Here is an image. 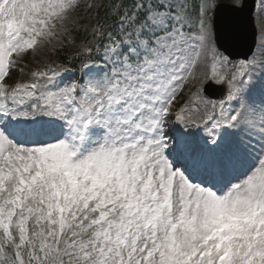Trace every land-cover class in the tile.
<instances>
[{
  "label": "snow or ice",
  "instance_id": "6c2138e0",
  "mask_svg": "<svg viewBox=\"0 0 264 264\" xmlns=\"http://www.w3.org/2000/svg\"><path fill=\"white\" fill-rule=\"evenodd\" d=\"M228 6L113 5L115 31L94 29L102 67L10 87L81 0H0V264H264V99L249 89L255 60L216 47L210 13ZM207 79L226 97L205 100ZM186 88L174 123L206 125L203 146L168 131Z\"/></svg>",
  "mask_w": 264,
  "mask_h": 264
},
{
  "label": "rangeland",
  "instance_id": "374dc122",
  "mask_svg": "<svg viewBox=\"0 0 264 264\" xmlns=\"http://www.w3.org/2000/svg\"><path fill=\"white\" fill-rule=\"evenodd\" d=\"M101 0H81V8L78 9L73 14V20L70 22L68 26V32L64 36H60L56 39H53L51 43L46 44L43 48L39 49L35 54H32V57L30 58L31 63V69L21 70V78L23 81L29 82L32 79V73L33 72H39L37 69L41 66V61H45L47 59V53L50 51V49L54 48H60L62 46H67L70 48H80L83 45V36L81 33H79L81 30H88L92 31V21H93V3H98ZM200 3V0H196L195 4H192L193 8L197 4ZM91 4L92 7L88 8L86 5ZM213 13H210L212 16ZM255 20H256V26L259 31V39H258V46L255 50V54L251 57V60H255V67L253 71L251 72V81L249 85V89L252 92V98L255 100L256 107H260L261 100L264 99L261 95V90L264 89V3H262V0H258L257 4V10L255 12ZM25 60V57L23 58ZM92 65V64H90ZM98 67H102L103 64H94ZM231 67V65H230ZM60 77L63 78V76L60 74ZM210 79H207L204 81L203 89H202V95L207 101H212L209 97H207L204 94V86L206 83H208ZM190 95V91L186 88L182 94L178 96V99L176 102H174L173 105V111L171 114V118L168 121V131L169 132H175V130H178L180 133L181 131L184 132L186 130H190L189 137H191L189 140L195 145V146H203L204 142L208 140L207 137V126L201 125L199 128L193 127L191 129H186L182 125H177L174 123L175 120V112L179 110L180 107H182L184 104L188 102V98ZM213 102V101H212ZM235 106V103L234 105ZM218 111V109H217ZM221 135L225 134V130L221 129L219 130ZM235 130H229V132H232ZM186 136V135H185ZM187 137V136H186ZM208 146L211 147L210 141L208 142Z\"/></svg>",
  "mask_w": 264,
  "mask_h": 264
},
{
  "label": "trees",
  "instance_id": "16d2710c",
  "mask_svg": "<svg viewBox=\"0 0 264 264\" xmlns=\"http://www.w3.org/2000/svg\"><path fill=\"white\" fill-rule=\"evenodd\" d=\"M122 2L130 3L132 0H101L98 5L93 3V30H81L79 32L84 38L83 45L77 49L67 46L50 49L47 53V59L45 61H41V70L45 71L47 69L55 68L69 73V79L76 78L80 80L82 78L81 71L83 64L85 62L89 63L93 61H100L103 45L107 43L106 37L96 35L94 29L99 24L104 26L105 31H115V24L117 21L113 14V5ZM218 2L230 3L231 0H218ZM85 47H90L93 51L91 53H86L83 50ZM96 49H99V51H96ZM31 57V53L25 56V62H28L29 66H31V64H29ZM22 63L23 61L21 60L16 68L10 72L6 83L14 85L17 83H23V81L18 78V66Z\"/></svg>",
  "mask_w": 264,
  "mask_h": 264
},
{
  "label": "water",
  "instance_id": "95a60500",
  "mask_svg": "<svg viewBox=\"0 0 264 264\" xmlns=\"http://www.w3.org/2000/svg\"><path fill=\"white\" fill-rule=\"evenodd\" d=\"M243 5L240 9H235L231 4L219 7L214 14L216 43L232 60L249 59L258 43L256 0H243ZM205 94L218 102L226 97L227 86L209 81Z\"/></svg>",
  "mask_w": 264,
  "mask_h": 264
},
{
  "label": "bare ground",
  "instance_id": "6f19581e",
  "mask_svg": "<svg viewBox=\"0 0 264 264\" xmlns=\"http://www.w3.org/2000/svg\"><path fill=\"white\" fill-rule=\"evenodd\" d=\"M258 39H259V38H258ZM257 46H258V45H257ZM254 54H255V53H254ZM190 132H191L190 130H186V131H184V132L181 131V133H182L183 135H186V136L188 137V139L191 138V137L188 136Z\"/></svg>",
  "mask_w": 264,
  "mask_h": 264
}]
</instances>
